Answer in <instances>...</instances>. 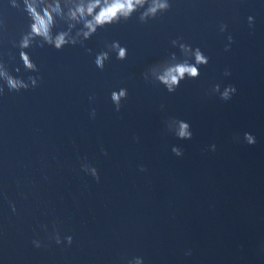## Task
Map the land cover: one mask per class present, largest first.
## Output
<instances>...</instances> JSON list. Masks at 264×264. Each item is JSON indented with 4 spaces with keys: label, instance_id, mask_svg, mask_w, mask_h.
Wrapping results in <instances>:
<instances>
[{
    "label": "water",
    "instance_id": "water-1",
    "mask_svg": "<svg viewBox=\"0 0 264 264\" xmlns=\"http://www.w3.org/2000/svg\"><path fill=\"white\" fill-rule=\"evenodd\" d=\"M96 2L0 0V73L28 86L0 75V264H264V0H168L141 19L148 0L85 39ZM29 4L61 50L32 34ZM185 63L198 76L169 91L160 77Z\"/></svg>",
    "mask_w": 264,
    "mask_h": 264
},
{
    "label": "clouds",
    "instance_id": "clouds-1",
    "mask_svg": "<svg viewBox=\"0 0 264 264\" xmlns=\"http://www.w3.org/2000/svg\"><path fill=\"white\" fill-rule=\"evenodd\" d=\"M148 3V0H105L106 6L102 7L99 4V0L96 3H92L87 7V15L93 16L95 9L100 7V11L98 14L94 15L92 21H89L85 27L88 29L87 32L84 33L85 39L89 38L90 35L96 32L97 27H104L106 25H110L113 22H117L120 16H124L127 19L135 10L136 7L143 6L144 4ZM170 9V4L168 0H152L151 5L146 10V12L142 15L141 19H144L148 15L155 16L160 11H168ZM28 11L32 15L34 23L32 24V34L34 36H39L44 39L46 43L49 45H54L55 49L61 50L63 46L67 43L64 34H60L53 40L51 36V25H52V16L50 13H46L45 16H41L32 5H28ZM77 14L80 16L85 15V9L83 7L79 8L77 12L73 13V18L77 17ZM253 17H249V21L251 22ZM226 27V26H224ZM229 40L232 41V37H229ZM75 43V41H73ZM22 48L29 47V39L26 37L21 44ZM113 47L119 50L118 55L120 59H124L126 56V49L120 47V45L114 44ZM187 50V49H186ZM23 63L26 67L30 70H36V66L30 62L29 56L21 52L20 54ZM108 58L107 53H102L99 55L96 60L95 64L97 67L103 69L104 67V60ZM195 61L196 64H207L208 60L204 57L199 49L195 52ZM190 77H197L198 76V68L195 66H191L187 63L179 64L176 67L170 69L165 76L160 77V80L168 87L169 91H174V86H178L180 80L184 79L185 75ZM4 77V83L8 87L10 91H19L21 88H27L28 86L21 81L15 79L12 75H9L7 72L0 73ZM32 83L36 84V79L32 78ZM2 91V88H0ZM216 91H219V86L216 87ZM236 89L234 87H228L222 94L221 99L228 100L230 99V94L234 93ZM126 96V92L121 90L119 93L113 92L111 94V99L117 105V111L120 110L119 104L122 97ZM93 117H95V112L93 111ZM179 139H192V132L189 130V124L183 121L179 122V131L177 133ZM247 142L249 144H254L256 141L254 137L251 135L246 134L245 136ZM172 151L175 153L176 156H181L182 153L179 149L173 148ZM107 153H105L106 155ZM145 169L141 168V171ZM91 175L94 176L97 181H99V173L97 169L94 167L91 170ZM13 210H15V205H13ZM68 243H72V237H67ZM56 243H61L59 237L56 239ZM39 247V245H37ZM191 255V253H187Z\"/></svg>",
    "mask_w": 264,
    "mask_h": 264
}]
</instances>
